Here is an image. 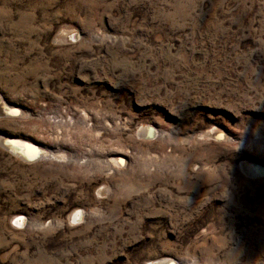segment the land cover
I'll list each match as a JSON object with an SVG mask.
<instances>
[{
  "label": "rangeland",
  "instance_id": "1",
  "mask_svg": "<svg viewBox=\"0 0 264 264\" xmlns=\"http://www.w3.org/2000/svg\"><path fill=\"white\" fill-rule=\"evenodd\" d=\"M2 106L0 264H264V0H0Z\"/></svg>",
  "mask_w": 264,
  "mask_h": 264
},
{
  "label": "bare ground",
  "instance_id": "2",
  "mask_svg": "<svg viewBox=\"0 0 264 264\" xmlns=\"http://www.w3.org/2000/svg\"><path fill=\"white\" fill-rule=\"evenodd\" d=\"M2 103V102H1ZM3 104V103H2ZM4 107L2 106L1 109H0V112L2 110H4L5 114L6 113H10L11 114V111H7L5 109H3ZM10 110V109H9ZM3 112V111H2ZM13 112V111H12ZM15 112V111H14ZM9 114V115H10ZM86 118V117H85ZM71 119V118H70ZM56 120V119H55ZM78 120V119H77ZM57 121V120H56ZM62 121V120H61ZM58 122V121H57ZM65 122V121H64ZM71 123V122H70ZM64 125V124H63ZM107 128V127H106ZM110 128V127H108ZM107 128V129H108ZM148 129V128H147ZM144 131H146L144 129ZM155 130H153L152 134L155 135L154 133ZM145 133V132H144ZM146 135V134H145ZM219 135V134H218ZM13 137L11 136H8V138H1L0 141L1 142H4L5 143V146L7 149H10L13 153H15L18 157L22 158L23 160L25 161H30V162H41V163H50V162H53V160H57V159H54L55 157L50 153V151L47 149H45V147H43L41 144L40 145H37L34 141H31L29 140L28 138L26 137H21V140H18V139H11ZM147 138V137H146ZM6 141H9L10 144ZM59 141V140H58ZM51 142V141H50ZM61 142V141H60ZM65 143V142H64ZM59 143L57 142V145ZM65 145V144H64ZM47 146V145H46ZM51 147V146H50ZM55 147V146H54ZM70 147V145H69ZM73 150V149H72ZM63 151V150H62ZM69 156V155H68ZM73 156V155H72ZM106 156H110L112 160H114L115 162L117 163H121V158L118 157V154L113 151L109 152L106 154ZM83 159V158H82ZM80 162V161H79ZM82 162V160H81ZM85 163V162H84ZM125 163V162H124ZM121 165V164H120ZM108 166V165H106ZM255 166V165H254ZM252 168V171L251 169L249 168L248 166V170L249 173L251 174V176H255V171H256V166ZM110 167V166H109ZM114 167V166H113ZM123 167V166H122ZM117 169V168H116ZM256 178V177H255ZM82 211H78L75 213V217H74V220H77L78 218H80L82 216ZM158 264H175L174 262H172L171 260H167V261H158ZM178 264V263H177Z\"/></svg>",
  "mask_w": 264,
  "mask_h": 264
},
{
  "label": "water",
  "instance_id": "3",
  "mask_svg": "<svg viewBox=\"0 0 264 264\" xmlns=\"http://www.w3.org/2000/svg\"><path fill=\"white\" fill-rule=\"evenodd\" d=\"M255 168H256V171H255V174L256 175H255V177H260V176H263L264 175V166L263 165H256Z\"/></svg>",
  "mask_w": 264,
  "mask_h": 264
}]
</instances>
